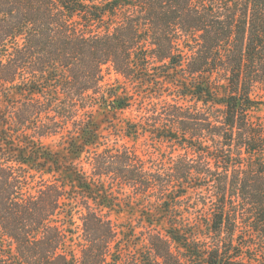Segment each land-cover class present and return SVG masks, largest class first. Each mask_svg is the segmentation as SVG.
Masks as SVG:
<instances>
[{"label":"trees","instance_id":"trees-1","mask_svg":"<svg viewBox=\"0 0 264 264\" xmlns=\"http://www.w3.org/2000/svg\"><path fill=\"white\" fill-rule=\"evenodd\" d=\"M0 264H264V0H0Z\"/></svg>","mask_w":264,"mask_h":264},{"label":"rangeland","instance_id":"rangeland-1","mask_svg":"<svg viewBox=\"0 0 264 264\" xmlns=\"http://www.w3.org/2000/svg\"><path fill=\"white\" fill-rule=\"evenodd\" d=\"M104 81L102 82V85L107 87L110 85H117L122 84L123 79L120 75L116 74L115 71L111 67H104ZM140 106L138 104H135L133 107H130L124 111H118L116 114L110 113L108 114V111L104 108H101L98 110V112L95 113V118L97 121L101 124V132L102 133H108V131L105 130V127L108 124L109 120L115 122V128L113 134H118L121 138L122 132L125 129V125L127 122L130 123H136L139 121V110ZM105 112V113H104ZM111 127V125H110ZM114 141V139H113ZM123 143L124 141H120ZM43 144L48 147L49 149L59 152L60 156H65L66 151L63 148V145L61 144V138L59 136L56 137H50L43 139ZM130 145H135L139 150L143 151L142 149L146 148L144 145H150L153 147H156L159 149L160 153L166 154L171 150L170 145L168 144H162L158 145L154 141V138L149 136L147 138H143L141 141L135 143L134 141L130 142ZM86 154H82L80 159H69L76 163H79L82 167H84L86 170H88V166L85 161ZM204 193L200 195L199 193H193L192 199L193 200H200L202 199ZM145 205V203H144ZM146 209V207L139 206V205H131V207H126L124 203H122L121 207H118L112 214V217L114 220L119 224H126L128 222H132L133 224H136L138 219L143 218L142 212Z\"/></svg>","mask_w":264,"mask_h":264}]
</instances>
